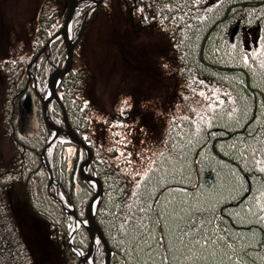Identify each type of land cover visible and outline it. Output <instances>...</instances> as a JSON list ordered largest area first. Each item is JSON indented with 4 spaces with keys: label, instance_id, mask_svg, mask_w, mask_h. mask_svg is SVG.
<instances>
[{
    "label": "trees",
    "instance_id": "1",
    "mask_svg": "<svg viewBox=\"0 0 264 264\" xmlns=\"http://www.w3.org/2000/svg\"><path fill=\"white\" fill-rule=\"evenodd\" d=\"M59 1L63 0H43L40 6L32 57L62 28L67 5L59 19ZM109 2L78 5L72 21L73 66L57 94L71 128L93 153L87 172L100 179L103 188L94 218L112 251L110 264H161L165 258L168 264H219L220 256L211 251L184 249L174 254L165 250L179 236L178 229L191 223L189 217L220 218L207 230H227L218 234L228 237L237 250L229 252L232 264H264V222L244 212L239 217L234 214L241 211V201L246 211L252 196L260 195L257 189L264 191V173L259 171L264 167V55H256L264 53V0H121L129 17L140 13L136 28L156 27L172 46L174 109L166 116L147 176L137 174L126 156L116 159V146L106 150L93 124L97 108L86 94L91 73L83 35L95 16L109 10ZM65 63L61 38L29 68L34 70V81L28 79V64L0 59V264H42L19 231L10 204L13 189L44 223L46 250L57 258L56 264H79L78 254L89 248L82 225L70 236L74 217L61 203L72 206L77 219L85 221L94 195L78 172L86 152L65 137L47 147L50 130L33 87L35 82L42 91L53 70L64 68ZM48 112L65 129L62 109L55 101ZM28 118L32 128L23 134L19 123ZM128 120L113 114L106 123ZM42 156L56 185L50 184ZM149 229L156 241L163 237L151 255L136 246ZM94 264H105L100 242Z\"/></svg>",
    "mask_w": 264,
    "mask_h": 264
},
{
    "label": "rangeland",
    "instance_id": "2",
    "mask_svg": "<svg viewBox=\"0 0 264 264\" xmlns=\"http://www.w3.org/2000/svg\"><path fill=\"white\" fill-rule=\"evenodd\" d=\"M42 2L0 0V59L19 60L28 66L32 63L36 56L32 57L31 44ZM121 3L110 0L109 10L95 16L83 35V53L91 73L86 94L97 108L93 124L106 150L109 145L116 146V159L126 156L128 163L143 173L158 147L166 116L174 109V61L166 36L156 27L136 28L140 13L135 11L129 17ZM66 5L67 0L57 3L59 19ZM28 79L34 81V70L28 69ZM33 87L43 102L47 82L42 91L35 82ZM113 114L129 120L107 124V116ZM31 121H20L21 133L31 130ZM59 137L64 138L62 134ZM10 204L29 249L42 264H56L57 258L46 250L48 233L44 223L33 216L14 189Z\"/></svg>",
    "mask_w": 264,
    "mask_h": 264
},
{
    "label": "water",
    "instance_id": "3",
    "mask_svg": "<svg viewBox=\"0 0 264 264\" xmlns=\"http://www.w3.org/2000/svg\"><path fill=\"white\" fill-rule=\"evenodd\" d=\"M102 1L103 0H67V12H66V16H65L62 28L51 37V39L48 41L45 47L36 55L32 63H30V65L28 66V69H29L31 65L36 62L38 57L45 50L50 49L51 44L55 40L61 38L64 41L65 47H66V63H65L64 68H61V69L55 68L48 78L47 89H46L47 90L46 95L48 96V98L47 99L43 98L42 113L44 116V120L50 130V140L47 144V147L51 145L58 138L60 134H62L68 141H71L75 143L76 145L82 147L86 152V158L80 164L78 172H79V176L81 180L92 187V189L94 190V195L91 198L86 208L85 221H80L79 219H77L73 207L68 208L66 204L61 202L62 205L65 207L66 212L74 217L73 230L70 236H72L73 232L76 229V225L78 224L82 225L87 230L88 235H89L88 251L84 255L78 254L80 257L79 264H86V262L89 259L91 260V264H92L93 256H94L95 249H96V244L98 242L102 244L105 250V264H110V259L112 257V251L110 250L104 238V235L100 227L97 225L95 218H94L95 216L94 209L96 205L100 203L103 197V188H102V183L100 179L88 174L87 172L88 166L90 164V161L93 155L92 150L86 143H84L77 136V134L71 128L68 122L67 116H66V112L57 94V87L61 83L63 78L69 74L73 66V51H74L75 43L72 38V21H73V17H74V14H75V11L78 5L82 2H90L95 5H99ZM52 101H55L62 109V119H63L65 129H61L49 115L48 106ZM42 161H43V164L46 170L48 171L50 175V184L56 185V181L52 177L51 169L46 161L45 156H42ZM69 244L70 246H72L71 241L69 242Z\"/></svg>",
    "mask_w": 264,
    "mask_h": 264
},
{
    "label": "snow or ice",
    "instance_id": "4",
    "mask_svg": "<svg viewBox=\"0 0 264 264\" xmlns=\"http://www.w3.org/2000/svg\"><path fill=\"white\" fill-rule=\"evenodd\" d=\"M256 55H264V53H257ZM245 63H247V57H245ZM201 96L204 93H200ZM222 104L223 101H220ZM208 110H213L212 104L209 103ZM235 111V109H233ZM187 119V118H185ZM205 117L201 115V120L203 121ZM191 141H189L190 143ZM163 155V153H160ZM259 165L261 161H256ZM142 169L137 170V174H139ZM259 171L264 173V167H260ZM144 175L147 176V171H144ZM139 183H137V187H139ZM261 187H264L262 185ZM260 191L259 196H252V203L249 205L248 209L245 211L244 209V201H241L240 205V212L234 213L236 216H240L241 212H244L245 215L254 217L259 222H264V215H260V213H264V204L261 201H264V191H261L259 188L257 189ZM251 192V188L248 189ZM248 199L247 197L245 198ZM159 207V204L157 205ZM151 208V206H149ZM143 211V209H141ZM159 219V217H158ZM191 223L185 225L182 228H179V236H174L172 243L169 245L166 251H173L175 254L176 252H183L184 249H187L189 253L193 252V250H199L201 252H209L211 251L213 256L219 255L220 260L219 264H226L225 257H227V264H232V256L229 252L235 253L237 250L231 243H228V237L224 235H220L218 233L227 231L225 229L219 228H212L210 231L207 230L209 226L213 225L214 221L219 220V217H212V218H202L197 220L195 218L189 217ZM143 227L147 228V225H143ZM188 237L187 240L184 238ZM144 241V243H141ZM163 237H161V241H156V237L151 229H149L147 234H141L139 239L136 241V246L139 247L141 250L147 249L148 255H151L153 251L162 243ZM155 257L153 256V260ZM161 264H168L167 259H162Z\"/></svg>",
    "mask_w": 264,
    "mask_h": 264
},
{
    "label": "bare ground",
    "instance_id": "5",
    "mask_svg": "<svg viewBox=\"0 0 264 264\" xmlns=\"http://www.w3.org/2000/svg\"><path fill=\"white\" fill-rule=\"evenodd\" d=\"M48 98V96L47 95H45L44 96V99H47ZM55 133V132H54ZM89 174V173H88ZM86 264H91V260L89 259L87 262H86Z\"/></svg>",
    "mask_w": 264,
    "mask_h": 264
}]
</instances>
